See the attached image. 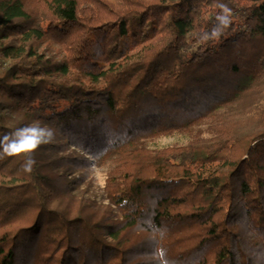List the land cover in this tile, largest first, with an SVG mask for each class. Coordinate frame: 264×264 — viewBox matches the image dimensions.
I'll list each match as a JSON object with an SVG mask.
<instances>
[{
	"label": "trees",
	"instance_id": "trees-1",
	"mask_svg": "<svg viewBox=\"0 0 264 264\" xmlns=\"http://www.w3.org/2000/svg\"><path fill=\"white\" fill-rule=\"evenodd\" d=\"M0 264H264V0H0Z\"/></svg>",
	"mask_w": 264,
	"mask_h": 264
},
{
	"label": "clouds",
	"instance_id": "clouds-1",
	"mask_svg": "<svg viewBox=\"0 0 264 264\" xmlns=\"http://www.w3.org/2000/svg\"><path fill=\"white\" fill-rule=\"evenodd\" d=\"M52 133L40 127H26L22 130H18L15 133H11L10 136L17 137L13 139L11 143L4 144V152L12 155L18 154L21 151H34L41 143H46L51 138ZM47 137V139H46ZM9 136H5L4 140L8 141ZM33 160L27 162V170H31Z\"/></svg>",
	"mask_w": 264,
	"mask_h": 264
},
{
	"label": "rangeland",
	"instance_id": "rangeland-1",
	"mask_svg": "<svg viewBox=\"0 0 264 264\" xmlns=\"http://www.w3.org/2000/svg\"><path fill=\"white\" fill-rule=\"evenodd\" d=\"M53 49H55L57 52L61 53L62 55L65 54L64 51L61 49V46L58 44H53ZM170 139H167L169 141ZM101 170L97 166H93L89 174H86L87 176V181L90 182L92 187L89 189V194L92 196H95L97 198H102L101 197V192L102 191V186H103V176L102 173L100 172ZM88 185V184H87ZM86 185V188H87ZM84 188V189H86ZM88 189V188H87Z\"/></svg>",
	"mask_w": 264,
	"mask_h": 264
}]
</instances>
